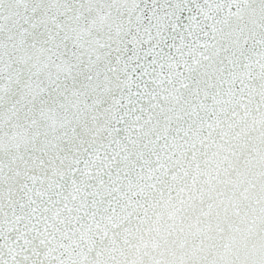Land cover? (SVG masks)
Returning <instances> with one entry per match:
<instances>
[{"label":"snow or ice","instance_id":"snow-or-ice-1","mask_svg":"<svg viewBox=\"0 0 264 264\" xmlns=\"http://www.w3.org/2000/svg\"><path fill=\"white\" fill-rule=\"evenodd\" d=\"M0 264H264V0H0Z\"/></svg>","mask_w":264,"mask_h":264}]
</instances>
